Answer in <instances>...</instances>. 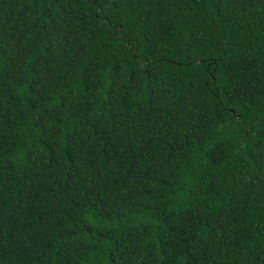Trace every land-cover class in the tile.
<instances>
[{
    "label": "trees",
    "instance_id": "1",
    "mask_svg": "<svg viewBox=\"0 0 264 264\" xmlns=\"http://www.w3.org/2000/svg\"><path fill=\"white\" fill-rule=\"evenodd\" d=\"M0 264H264V0H0Z\"/></svg>",
    "mask_w": 264,
    "mask_h": 264
}]
</instances>
